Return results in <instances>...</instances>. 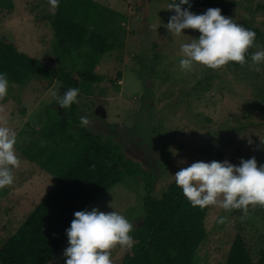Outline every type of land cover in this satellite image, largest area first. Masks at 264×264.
I'll return each mask as SVG.
<instances>
[{
	"label": "rangeland",
	"instance_id": "1",
	"mask_svg": "<svg viewBox=\"0 0 264 264\" xmlns=\"http://www.w3.org/2000/svg\"><path fill=\"white\" fill-rule=\"evenodd\" d=\"M95 1L107 7L106 27L116 43L101 59V80L81 88L78 114L87 117L88 124L80 126L111 139L126 158L152 173L154 198L163 196L176 171L194 161L239 164L240 158L254 156L258 165L263 164L264 64L259 71L250 66V59L242 67L226 63L213 69L194 63L191 70H182L180 45L195 39L199 31L185 29L175 37L168 32L164 24L175 12L167 9L170 0ZM234 1L229 17L259 28L262 34L254 51L264 49V0ZM12 2V9H0V40L58 68L49 0ZM64 91L57 79L9 83L7 94L0 98V124L17 132L18 157L30 144L43 140L46 107L60 110L53 93L60 96ZM170 146L177 150L175 156ZM19 159L13 183L0 188V244L16 233L57 180L50 167ZM145 197L144 179L132 176L100 194L91 208L123 214L133 225V237L146 215ZM205 226L206 237L193 264H225L238 233L254 262L264 252V206L226 211L210 205ZM134 244L133 239L130 248L113 247V264H121ZM67 246L68 238L47 264H64Z\"/></svg>",
	"mask_w": 264,
	"mask_h": 264
},
{
	"label": "trees",
	"instance_id": "2",
	"mask_svg": "<svg viewBox=\"0 0 264 264\" xmlns=\"http://www.w3.org/2000/svg\"><path fill=\"white\" fill-rule=\"evenodd\" d=\"M13 6L12 0H0V9L10 10ZM234 6V0H190V10L196 13L219 7L229 17ZM106 18L107 7L95 0H59L50 18L58 68L48 67L12 43L0 40V72L6 73L9 83L17 85L34 77L57 79L64 89L78 88L79 97L82 87L101 80V59L115 47ZM240 25L256 33L253 46L245 53L248 62L262 31L247 23ZM227 64L245 65L231 61ZM78 97L76 103L65 109L55 108L52 112L50 105L46 107L43 140L30 144L19 155L50 167L57 173V180L16 233L0 244V264H47L67 239L66 229L73 213L90 210L100 194L132 176L145 181L146 215L133 234L135 244L121 264H193L206 237L208 206H192L175 181L161 198H154L152 173L126 158L111 139L80 126ZM225 264H264V252L254 262L244 237L238 233Z\"/></svg>",
	"mask_w": 264,
	"mask_h": 264
},
{
	"label": "clouds",
	"instance_id": "3",
	"mask_svg": "<svg viewBox=\"0 0 264 264\" xmlns=\"http://www.w3.org/2000/svg\"><path fill=\"white\" fill-rule=\"evenodd\" d=\"M49 3L56 8L59 0H49ZM186 4L189 8H182ZM167 9L175 10L164 24L171 35L179 36L185 29L199 31L195 39L180 45L182 70H191L194 63L215 69L230 61L241 65L247 62L245 53L253 46L256 33L223 15L221 8L208 7L196 13L190 10V0H174ZM250 60V66L259 71V65L264 64V49L252 52ZM8 86L6 73L0 72V98L7 94ZM78 93V88L67 87L63 95L53 93V96L57 105L65 109L77 102ZM80 124L86 126L87 117L81 116ZM16 139L13 128L0 124V188L13 183V169L20 164ZM169 150L174 156L177 154L171 146ZM174 178L194 207L203 209L215 205L226 211H247L249 205L264 206V164L258 165L254 156L240 158L239 164L229 160L194 161L176 171ZM73 216L66 229L68 246L62 253L66 258L64 264H113L111 249L116 245L130 248L133 244L132 223L114 209L105 212L96 207L86 208L75 211Z\"/></svg>",
	"mask_w": 264,
	"mask_h": 264
}]
</instances>
